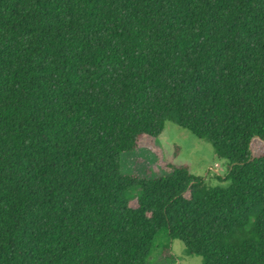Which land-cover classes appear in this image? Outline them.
Wrapping results in <instances>:
<instances>
[{
	"label": "trees",
	"instance_id": "trees-1",
	"mask_svg": "<svg viewBox=\"0 0 264 264\" xmlns=\"http://www.w3.org/2000/svg\"><path fill=\"white\" fill-rule=\"evenodd\" d=\"M174 123L228 163L121 173ZM264 0H0V264H264ZM140 197L131 200L133 189Z\"/></svg>",
	"mask_w": 264,
	"mask_h": 264
},
{
	"label": "rangeland",
	"instance_id": "rangeland-1",
	"mask_svg": "<svg viewBox=\"0 0 264 264\" xmlns=\"http://www.w3.org/2000/svg\"><path fill=\"white\" fill-rule=\"evenodd\" d=\"M141 145L143 148L121 155L122 175L155 179L168 176L174 167L187 166L193 175L204 178L212 186L227 187L230 184L218 179V176L228 175L227 161L215 155L211 144L174 123H167L165 131L156 140L142 139ZM254 150L256 154L263 153L264 145L256 143ZM140 195V190L135 188L128 197L135 200ZM168 246L166 239L158 240L147 264H204L203 257L187 255L183 242L176 240Z\"/></svg>",
	"mask_w": 264,
	"mask_h": 264
}]
</instances>
